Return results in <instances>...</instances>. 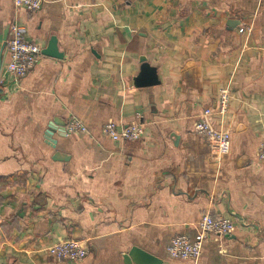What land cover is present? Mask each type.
I'll use <instances>...</instances> for the list:
<instances>
[{"label": "crops", "instance_id": "obj_1", "mask_svg": "<svg viewBox=\"0 0 264 264\" xmlns=\"http://www.w3.org/2000/svg\"><path fill=\"white\" fill-rule=\"evenodd\" d=\"M13 22L43 48L56 35L63 57L43 55L0 96V264H127L134 246L161 264H264V0H0L3 59ZM144 64L156 84L136 85ZM224 87L220 154L194 124ZM71 115L89 132L63 135ZM110 121L144 136L114 141ZM206 212L235 229L208 235L197 259L172 257ZM66 238L86 244L83 260L48 253Z\"/></svg>", "mask_w": 264, "mask_h": 264}, {"label": "built area", "instance_id": "obj_2", "mask_svg": "<svg viewBox=\"0 0 264 264\" xmlns=\"http://www.w3.org/2000/svg\"><path fill=\"white\" fill-rule=\"evenodd\" d=\"M46 0H14L17 7H24L28 10H37L42 7ZM241 32L252 31L250 25L240 28ZM11 36L8 39L7 47L9 58L3 59L0 71V88L4 89L9 82L19 84V81L27 76L30 71L42 59V45L30 41L26 37L24 26L18 22L11 25ZM232 93L230 88L224 87L219 92L216 110L206 108L196 120L194 129L198 135L203 137L209 145L220 154L229 153L231 150V135L227 130L214 127L211 117L217 113L225 114L230 105ZM105 136L114 141H135L144 136L143 124L136 122L125 127H118L116 122L110 121L103 128ZM68 135L88 133L87 125L77 116L71 115L66 124ZM257 157L264 160V140L258 147ZM199 233L195 239L187 235L173 237L168 246V252L172 257L183 259H197L201 255L204 242L208 235L224 236L230 234L236 227L235 221L229 217L214 216L210 212L202 215L198 222ZM48 253L58 260L80 261L89 253L84 242L77 238L61 239L47 248Z\"/></svg>", "mask_w": 264, "mask_h": 264}, {"label": "water", "instance_id": "obj_3", "mask_svg": "<svg viewBox=\"0 0 264 264\" xmlns=\"http://www.w3.org/2000/svg\"><path fill=\"white\" fill-rule=\"evenodd\" d=\"M10 26L6 28L3 34V40L0 36V43L2 41H5L8 38ZM2 51V50H1ZM0 51V71L2 68V52ZM42 54L46 56H52L61 58L63 57V53L59 51L58 48V39L56 35L51 36L48 45L42 49ZM157 83V77L155 75V69L150 66L149 64H144L142 67V72L140 75L136 78V85L137 86H148V85H154ZM4 92L3 88H0V96ZM66 123L64 122L62 124L61 132L63 135H67L66 132ZM52 127L50 126L49 131L47 132L46 138L48 141H55L51 137ZM55 143V142H54ZM61 154H56L55 159H61ZM126 262L127 264H161L162 260L156 258L155 256L149 254L148 252L144 251L140 247L134 246L126 255Z\"/></svg>", "mask_w": 264, "mask_h": 264}]
</instances>
